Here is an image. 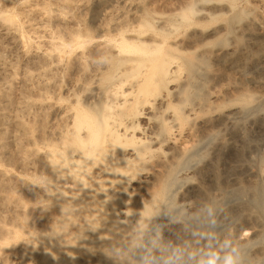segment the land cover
Masks as SVG:
<instances>
[{"label": "bare ground", "instance_id": "bare-ground-1", "mask_svg": "<svg viewBox=\"0 0 264 264\" xmlns=\"http://www.w3.org/2000/svg\"><path fill=\"white\" fill-rule=\"evenodd\" d=\"M222 1L179 0L165 14L143 8L105 28H68L58 47L62 55L52 62L77 75L65 88L71 97H58L65 103L55 107L56 125L44 126L40 148L30 151L39 154L45 183L37 198L52 208L31 215L42 222L37 227L33 217L29 223L24 264H150L152 225L171 204L174 186L187 180L184 171L196 149L215 137L211 129L219 120L255 99L240 95L230 107L216 102L220 65L233 69L257 54L264 57L262 45L252 50L212 41L240 22L242 33L255 40V30L264 31V14L248 17L235 0ZM220 15L222 24L203 25ZM2 17L8 31L20 30L12 16ZM229 177L245 188L236 175ZM34 186L28 187L31 201ZM249 212L241 204L239 214L248 218ZM247 244L224 264L264 261V248L250 259L238 254ZM93 246L101 250L84 251ZM166 250L159 249L158 264H190L166 256Z\"/></svg>", "mask_w": 264, "mask_h": 264}, {"label": "rangeland", "instance_id": "rangeland-1", "mask_svg": "<svg viewBox=\"0 0 264 264\" xmlns=\"http://www.w3.org/2000/svg\"><path fill=\"white\" fill-rule=\"evenodd\" d=\"M177 1L0 0V264L25 263V235L33 222L31 215L40 207L46 212L52 208L46 198H37L45 183L39 154L32 156L30 151L40 148L44 126L56 125L55 107L65 103L58 97L66 99L72 94L65 88L77 74L73 68L61 70L52 62L53 56L62 55L58 47L68 39V28H105L143 8L165 14ZM234 4L248 10V17L264 14V0H235ZM8 15L17 22L18 32L6 29L8 22L2 16ZM224 19L220 15L203 25L217 26ZM242 23L235 24L229 34L220 32L212 41L244 44L252 50L257 44L264 46V31L256 29L255 40L242 33ZM259 57L257 54L246 65L233 69L218 67L220 92L216 102L230 107L237 104L235 99L240 95L255 99L239 114L219 120L211 129L215 137L196 149L184 171L187 180L174 186L169 209L152 225L146 245L150 264L159 263L161 247L168 249L166 256L176 261L188 259L190 264H224L226 256L246 242L250 244L238 254L249 259L264 248V57ZM233 174L248 189L229 179ZM30 185L37 190L32 201ZM137 193L135 190L133 195ZM241 204L250 206L248 218L239 214ZM41 222L35 215L33 223L38 227ZM100 250L93 246L84 251Z\"/></svg>", "mask_w": 264, "mask_h": 264}]
</instances>
